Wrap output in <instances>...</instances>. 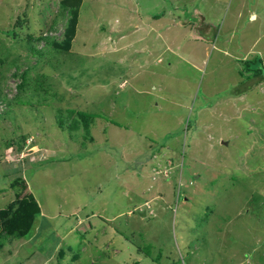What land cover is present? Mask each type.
<instances>
[{
	"label": "rangeland",
	"instance_id": "1",
	"mask_svg": "<svg viewBox=\"0 0 264 264\" xmlns=\"http://www.w3.org/2000/svg\"><path fill=\"white\" fill-rule=\"evenodd\" d=\"M218 1L81 0L39 58L60 0H0V211L39 208L0 264H264V0Z\"/></svg>",
	"mask_w": 264,
	"mask_h": 264
},
{
	"label": "trees",
	"instance_id": "2",
	"mask_svg": "<svg viewBox=\"0 0 264 264\" xmlns=\"http://www.w3.org/2000/svg\"><path fill=\"white\" fill-rule=\"evenodd\" d=\"M80 6H81V0H60L59 7L61 8V10H66L68 12L63 39L61 41H51L53 46L51 49L48 50L35 49L33 44L29 43V45H27V48L30 51V53L32 55H38V57L40 58L44 55L43 54L44 52L50 54L51 50L52 52L56 50L68 51V48L71 46L73 36L76 33ZM152 17H158V16L152 15ZM20 22L21 19H18L13 24L12 30L8 33L6 32V34L9 35L13 41L17 39L18 34L15 28L18 26V24H20ZM27 37L31 39L30 34H28ZM261 69H264L263 66L258 65L257 71L260 72ZM254 70L252 76L255 77L260 76L262 78L261 74L254 73ZM26 72L23 71V73L20 74V76L22 77V80L18 85L20 91L29 85L28 79L25 77ZM37 81H40L41 83L40 86L43 85L42 82L43 80L41 81V79L38 78V80H36V83ZM40 86L38 85V87ZM4 96L5 95L2 94L0 98L1 101H6V98H4ZM68 111L70 112V116L74 117V115L76 114V116L78 115L81 118L82 126L85 130V133H87L89 130V123H90V119H92V116L86 114L85 112H80L79 110H68ZM77 127H78V120L74 118L73 122L70 124V128L77 129ZM20 148L21 146L18 147V149ZM15 204L18 205L17 209H15L16 206ZM15 204H11L7 209L0 211V221H2L1 224L3 225V229H4L3 233L0 234V250L2 249L8 238H23L25 235H27V233L30 230V227L33 224L35 214H38L39 212L38 205L35 202H31L29 200H23L21 202H16Z\"/></svg>",
	"mask_w": 264,
	"mask_h": 264
},
{
	"label": "crops",
	"instance_id": "3",
	"mask_svg": "<svg viewBox=\"0 0 264 264\" xmlns=\"http://www.w3.org/2000/svg\"><path fill=\"white\" fill-rule=\"evenodd\" d=\"M173 1V4H174V6H177V11H176V13H172L170 10H166V12L164 11V13L162 14V18H163V16H165L166 17V14L168 15L169 13H172L171 14V18H172V20H171V18L169 19V18H167L166 17V20H167V22H168V24L169 25H172L173 23H174V21L176 20V19H178V20H183V22H185V23H187L186 21H187V19H188V16H189V13L188 12H186L185 10L187 9V6L188 7H190V5H191V2L192 1H194V0H172ZM198 1H200V2H202L203 4L205 3L207 6H208V9H209V12L208 13H214L216 10H219V9H221V4H219V1L218 0H198ZM210 5V6H209ZM182 13H183V17H182ZM199 13V12H198ZM251 16V15H250ZM173 22V23H172ZM184 23V24H185ZM186 25V24H185ZM139 34H141V33H139ZM172 43H173V46H168V45H166L165 46V48L166 49H172V48H174V40L172 39ZM227 51V50H226ZM169 52L171 53V52H173L172 50H169ZM225 52V51H224ZM223 52V53H224ZM222 53V52H221ZM227 53V52H226ZM225 53V54H226ZM152 92H149L148 94H151ZM152 95V94H151ZM121 148V146L119 145L118 146V150ZM119 155V154H118ZM125 155V153L124 152H122L121 154H120V156H124ZM70 252H73V251H71V249H70Z\"/></svg>",
	"mask_w": 264,
	"mask_h": 264
},
{
	"label": "bare ground",
	"instance_id": "4",
	"mask_svg": "<svg viewBox=\"0 0 264 264\" xmlns=\"http://www.w3.org/2000/svg\"><path fill=\"white\" fill-rule=\"evenodd\" d=\"M189 1V0H188ZM153 58V57H152Z\"/></svg>",
	"mask_w": 264,
	"mask_h": 264
}]
</instances>
